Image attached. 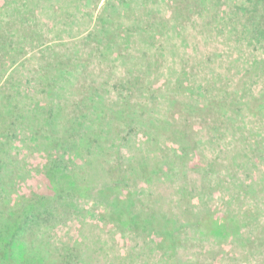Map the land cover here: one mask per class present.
<instances>
[{
	"label": "rangeland",
	"instance_id": "obj_1",
	"mask_svg": "<svg viewBox=\"0 0 264 264\" xmlns=\"http://www.w3.org/2000/svg\"><path fill=\"white\" fill-rule=\"evenodd\" d=\"M2 7L0 179L46 190L64 137L87 213L21 233L1 197L0 264H264V0ZM254 10L262 29L245 32ZM118 208L143 225L106 216Z\"/></svg>",
	"mask_w": 264,
	"mask_h": 264
},
{
	"label": "trees",
	"instance_id": "obj_2",
	"mask_svg": "<svg viewBox=\"0 0 264 264\" xmlns=\"http://www.w3.org/2000/svg\"><path fill=\"white\" fill-rule=\"evenodd\" d=\"M255 8V7H254ZM257 10L251 11L245 18L243 26L245 32L247 31H259L262 28V24L258 18ZM9 18H13L12 14L3 13V7L0 8V55L4 54L3 51L11 50V44L13 43L10 37H8L7 26L10 24ZM15 35V34H14ZM44 124H47L44 122ZM53 140L57 141L48 142V156L45 164V177L48 180L46 190L36 193L32 192L29 195H18L17 191L12 192L5 186L4 180L0 179V198L5 197L9 199L8 208H12L14 212H24L22 223L17 229L23 233L24 229L48 227L47 224L42 223L44 217L55 216L63 217L69 215L70 211L74 208L81 209V214H86L85 208H80L78 205L79 201V183L74 176L70 175L69 162L72 161V157L77 159L76 152L68 154L70 152V143L65 141L60 136L52 134ZM3 138V134L0 133V140ZM62 139V140H61ZM12 141L9 143V145ZM54 144V145H53ZM53 145V146H51ZM11 187V186H10ZM14 189V186H13ZM15 196V197H14ZM80 197V196H79ZM113 213H109L106 216H110L111 219H122L125 217L128 223H132L135 226L143 225L140 216H133L129 212H125L123 208H118ZM99 217L104 218V212H98ZM210 218V217H209ZM210 221V223H209ZM207 223L209 229L212 231H222L224 228L223 223H218L214 218H210ZM19 225V222L16 223ZM47 225V226H45ZM147 225V224H146ZM151 227V226H150ZM170 236L172 235L169 232ZM19 242L9 244L10 246H17ZM49 263V259L45 260Z\"/></svg>",
	"mask_w": 264,
	"mask_h": 264
}]
</instances>
